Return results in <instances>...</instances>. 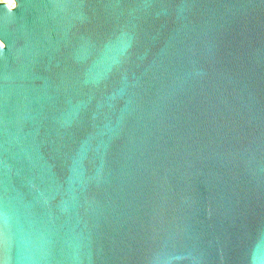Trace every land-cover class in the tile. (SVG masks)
Segmentation results:
<instances>
[{
	"label": "water",
	"instance_id": "obj_1",
	"mask_svg": "<svg viewBox=\"0 0 264 264\" xmlns=\"http://www.w3.org/2000/svg\"><path fill=\"white\" fill-rule=\"evenodd\" d=\"M0 264H264V0L0 2Z\"/></svg>",
	"mask_w": 264,
	"mask_h": 264
},
{
	"label": "bare ground",
	"instance_id": "obj_2",
	"mask_svg": "<svg viewBox=\"0 0 264 264\" xmlns=\"http://www.w3.org/2000/svg\"><path fill=\"white\" fill-rule=\"evenodd\" d=\"M0 2H4V3L8 4L10 7L15 6V0H0Z\"/></svg>",
	"mask_w": 264,
	"mask_h": 264
}]
</instances>
